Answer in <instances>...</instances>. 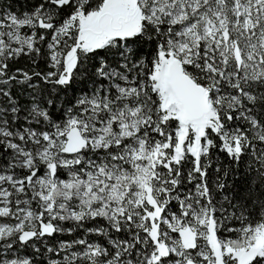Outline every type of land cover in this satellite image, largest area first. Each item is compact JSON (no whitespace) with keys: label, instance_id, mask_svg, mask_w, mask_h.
Segmentation results:
<instances>
[{"label":"snow or ice","instance_id":"6c2138e0","mask_svg":"<svg viewBox=\"0 0 264 264\" xmlns=\"http://www.w3.org/2000/svg\"><path fill=\"white\" fill-rule=\"evenodd\" d=\"M0 264H264V0H0Z\"/></svg>","mask_w":264,"mask_h":264},{"label":"trees","instance_id":"16d2710c","mask_svg":"<svg viewBox=\"0 0 264 264\" xmlns=\"http://www.w3.org/2000/svg\"><path fill=\"white\" fill-rule=\"evenodd\" d=\"M4 3L11 5L12 9L14 11H17V12L23 11L25 8V0H4ZM15 67H22V68L27 67L26 58H22L19 61V63L17 65H15ZM81 231L82 230H77L75 233H73L72 235H69V236L59 235L58 238L64 239V240H69L70 238H73V237L77 238V237H80L82 235ZM54 241H56V238L53 239V243H54Z\"/></svg>","mask_w":264,"mask_h":264},{"label":"rangeland","instance_id":"374dc122","mask_svg":"<svg viewBox=\"0 0 264 264\" xmlns=\"http://www.w3.org/2000/svg\"><path fill=\"white\" fill-rule=\"evenodd\" d=\"M20 12H21V11H20ZM65 226L67 227V226H69V225H65ZM92 226H93V225H92L91 223H89V224L86 225V227H92ZM81 234H82L81 236H83V231H81ZM59 235H61V236H62V235H64V236H69L67 233H65V234H57L56 237H54V239L56 238V241H57V240H60V239L58 238ZM71 239H75V238L73 237V238H70L69 240H71ZM54 243H55V241H54ZM21 255H24L23 251L21 252Z\"/></svg>","mask_w":264,"mask_h":264}]
</instances>
